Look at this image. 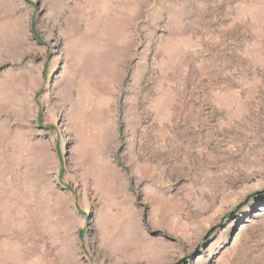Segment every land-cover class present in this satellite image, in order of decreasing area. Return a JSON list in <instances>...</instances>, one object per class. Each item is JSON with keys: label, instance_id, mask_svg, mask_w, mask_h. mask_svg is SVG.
I'll use <instances>...</instances> for the list:
<instances>
[{"label": "rangeland", "instance_id": "374dc122", "mask_svg": "<svg viewBox=\"0 0 264 264\" xmlns=\"http://www.w3.org/2000/svg\"><path fill=\"white\" fill-rule=\"evenodd\" d=\"M0 264H264V0H0Z\"/></svg>", "mask_w": 264, "mask_h": 264}]
</instances>
